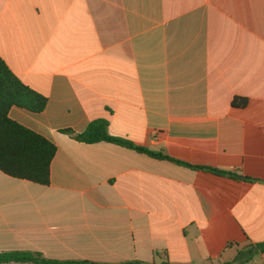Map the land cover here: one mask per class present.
Returning <instances> with one entry per match:
<instances>
[{
	"label": "crops",
	"instance_id": "obj_1",
	"mask_svg": "<svg viewBox=\"0 0 264 264\" xmlns=\"http://www.w3.org/2000/svg\"><path fill=\"white\" fill-rule=\"evenodd\" d=\"M0 56L57 146L49 185L0 170V254L264 264V0H0ZM99 118L183 164L65 131Z\"/></svg>",
	"mask_w": 264,
	"mask_h": 264
},
{
	"label": "trees",
	"instance_id": "obj_2",
	"mask_svg": "<svg viewBox=\"0 0 264 264\" xmlns=\"http://www.w3.org/2000/svg\"><path fill=\"white\" fill-rule=\"evenodd\" d=\"M48 99L26 85L6 64L0 56V170L15 178L29 180L42 185L51 183V164L57 153V146L46 137L19 124L9 117L13 106L26 108L33 112H41L47 106ZM247 99L236 98L234 104L246 105ZM75 139L85 143L101 141L113 142L121 146L135 149L158 159L174 160L163 152L153 151L146 147L135 145L124 138L116 137L109 132V121L99 118L92 121L87 130L75 134L72 130H65ZM193 168L209 170L217 174L226 175L228 172L201 166ZM251 180L250 178H248ZM256 250L264 251V242L256 246ZM247 251H240L238 259H244ZM252 253V250L250 251ZM1 262H18L31 264H97L91 261L55 260L47 258L41 252H14L0 254ZM147 264L144 262H128L124 264Z\"/></svg>",
	"mask_w": 264,
	"mask_h": 264
}]
</instances>
